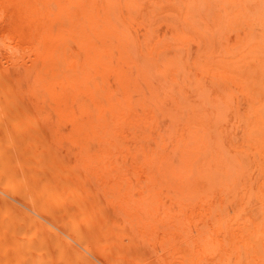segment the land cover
I'll return each instance as SVG.
<instances>
[{
    "label": "bare ground",
    "instance_id": "bare-ground-1",
    "mask_svg": "<svg viewBox=\"0 0 264 264\" xmlns=\"http://www.w3.org/2000/svg\"><path fill=\"white\" fill-rule=\"evenodd\" d=\"M244 1L248 5L253 0ZM189 2L194 9L198 31L205 30L206 27L216 28L215 31L221 28L220 23L226 19L234 3L233 0ZM127 5L128 0H0V115L9 114L13 120L19 119V123L13 124V131L20 132L21 124L26 123L27 126L24 127L29 134H34L38 125L35 114L40 110L39 105L45 106L44 109L51 111L49 115L60 118L61 128L81 136L73 145L68 138H61L66 141L68 148H75L81 158L83 154L88 157L90 145L86 142L85 135L90 130L87 131L86 121L79 119L86 117L91 111V105L95 104L94 70H98L95 67L97 64L99 68L101 66L102 79L106 77L103 80L106 86L104 103L105 112L108 114L104 116L102 111L99 112L105 121L98 128L106 135L115 134L124 138L123 142L109 140V143L118 153L117 161L123 158L126 161L135 152L138 154V110L145 112L150 103H153L157 108L155 111L159 110L165 120L168 112L162 105L173 92L171 90L175 84L188 99L191 93L210 89L205 85L207 83L214 85V88L219 87L217 79L225 77L233 84L234 89L228 85L225 87L230 96L227 103L234 113L231 127L218 126L219 134L223 136V140L227 138V132L230 134L227 138L229 151L247 153L246 158L238 157L240 164L248 159L256 171L264 170L263 153L248 141L240 146L232 142L236 137V128L241 125L240 117H249L252 111L258 112L254 127L261 131L264 140V114L261 111L264 107L250 111L249 101H254V98L248 95L244 85L239 81L236 83L230 73H219L195 57L199 51L198 44L178 33L176 36L171 35V39L176 40L179 50L169 55L156 54L155 44L144 39V56L147 62L145 67L141 65L138 70V55L129 40L131 34L136 35L139 31L133 17V12H136L131 7V13ZM182 9L185 22L194 20L185 6ZM143 29L142 38L148 33V29ZM214 36L215 33L208 38L212 40ZM95 38L102 43V49L96 46ZM213 41L211 46H214ZM190 43L194 48L193 52L186 51L187 44ZM258 48L256 44L248 43L244 37L237 42L225 44L223 55L227 57L226 66L230 70L240 67L241 63L246 64L249 51L255 53ZM12 51L16 54V58H13L16 62L10 64L14 61L6 54ZM96 52L99 53L97 59ZM214 54L213 50L212 55ZM118 55L126 57L129 65L124 64L120 56L118 59ZM234 56H238V59L232 60ZM6 57L10 59V63L5 62ZM34 57L36 60L33 62ZM21 62L27 65L33 62V67L21 65ZM259 64L255 71L262 75L263 68L259 87L264 94V61ZM249 67L250 65L247 68ZM150 69L154 70L157 77H168L169 84L166 82L163 85L158 80L155 83ZM111 77L116 80L114 91L110 89ZM194 85L193 88L197 89L192 91ZM209 97L217 100L215 96ZM241 97L248 99V102L239 103ZM185 134L186 130L181 136L184 137ZM158 135L162 136V132L157 133L154 138L155 150L160 145ZM2 138L0 135V214L9 216L10 221L1 220L0 230L5 231L16 227L15 224H21L32 228L35 236L44 233L45 236L36 239V247L52 244L56 249L57 259L63 261L58 264H96L89 258L90 255L102 264H172L180 260H192L195 251L202 255L206 252L209 255L208 252L214 251L217 259L219 257L223 263L228 264H237L241 257H247L243 253L237 254L238 250L228 246L216 248L203 218L199 216L192 217V224L197 227V235L184 243L187 245L177 244L173 247L174 244H171L165 247L166 243H176L170 239L181 234V223H172L174 229L172 227V230L167 231H160L162 228L158 227L159 223H150L152 227L148 229L144 224L138 223L137 213L130 210L121 213L114 211V208H108L112 200L108 198L104 203L100 197L120 188L101 191L94 184V174H76V166L58 152L59 145L42 146L41 143L30 142V138H27L25 144L16 146L17 152L21 154L18 164L11 160V148ZM201 138L203 139V135ZM225 145V142L221 143V146ZM207 152L208 144L204 142L198 149L197 157L190 155L184 158L183 168L173 171L171 178H175L178 184L185 183L194 174L196 166L200 167L199 164L204 160L203 156H207ZM156 159L158 157H153L154 162ZM216 159L217 154L211 153L209 160H206V177L200 179V182L207 181L208 187L203 185L205 188H197L194 194L199 196V203L202 199H208L205 201L209 209L204 207L206 210H202L201 214L205 212L213 217L214 213L219 214L220 217L211 226L222 228L226 225L220 220L224 208L218 205L216 189L229 185L234 178V167L226 162H216ZM164 167L162 164L160 168ZM20 169L23 178L18 176ZM131 170L133 174L124 177L129 184L132 182L131 178L138 182V167L134 166ZM216 171L221 175L219 181L211 177ZM245 182L250 186L255 183L254 175L248 176ZM262 190L257 182L255 194L259 196ZM160 194L168 198L170 196ZM169 201L173 208L179 205L173 196H170ZM246 201L240 196L237 207L245 208ZM165 203V199H160L157 213ZM112 209L113 213H110ZM31 211L41 218L33 215ZM155 216L160 218L159 215ZM42 220H46L48 224ZM181 239L185 242L183 237ZM157 244L163 247L161 254L154 248Z\"/></svg>",
    "mask_w": 264,
    "mask_h": 264
},
{
    "label": "rangeland",
    "instance_id": "rangeland-1",
    "mask_svg": "<svg viewBox=\"0 0 264 264\" xmlns=\"http://www.w3.org/2000/svg\"><path fill=\"white\" fill-rule=\"evenodd\" d=\"M233 1L229 14L220 23L222 24L221 28H217V31H215L216 28L206 27L205 30L198 31L194 9L189 0H128V9L132 13V7L133 11L136 12H133V17L139 30L138 34H131V37H129L132 48L138 55V70L141 65L145 67V62H147L144 56L146 53L144 39H148L150 43L155 44L157 47L156 54L169 55L179 50L178 47L180 46L175 43L176 40L171 39V35L176 36L175 34L178 33L198 44L199 51L195 57L203 60L219 73H230L234 76L236 83L239 81L244 85L248 95L252 99L254 98V101H249L250 111L258 110V107L261 106L264 107V94L259 87L263 68L262 75L255 71L256 65H260L259 63L264 61V0H253L248 5L244 0ZM183 6L186 7L187 13L194 17L191 22H185V14L182 13ZM143 27L148 29V33L142 38L141 31L144 30ZM214 33L215 36L212 39L214 40V46H211L212 40L208 37H211ZM242 37L247 39L248 43L259 46L258 52L251 53L249 51L246 64L241 63L240 67L229 70L225 63L227 57L223 55L224 45L229 44L231 41L237 42ZM95 42L96 46L102 49V43L97 38H95ZM213 50L214 55H212ZM186 51H194L192 43L187 44ZM13 52L6 54V56L9 55V58L14 62L10 63L8 56L6 57L7 60L4 59L5 62L7 61L10 64L16 62V59H13L16 58V54ZM13 54H15V57ZM119 56L118 59L121 57ZM98 57L99 53L96 52L95 58ZM237 59L238 56L232 58V60ZM35 60L36 57L33 58V62ZM121 61L129 65V60L126 57L122 56ZM33 62L28 65L24 62L20 64L32 68ZM248 65H250L249 68H247ZM95 67L98 69L94 70L95 104L91 105V111L86 117L79 119L86 121L87 131L90 130L88 135H85L86 142L90 145L88 157L83 154L81 158L75 148H68L66 141L61 139L68 138L73 145L81 136L74 131L67 132L64 128H61L60 118L56 115H49L51 111H48V108L44 109L45 106L41 107L39 105L40 110L35 114L38 125L34 134L31 135L24 127L27 126L26 123L21 124L20 132L15 133L13 124L19 123V119L13 120L11 115L1 113L0 135L11 148V160L19 164L21 154L17 152L16 146L25 144L27 138H30V142L41 143L42 146L59 145L58 152L68 158L72 165L76 166V174H94L96 177L94 184L101 191L102 189L120 188V190L110 192L105 197H100L104 203L108 198L112 200L108 208H114V211L117 210L121 213L127 210L137 213L138 223L144 224L148 229L152 227L150 223L153 225L159 223L160 226L158 227L162 228L160 231L172 230V227L174 229V224H172L174 222L181 223V234L170 239L171 242L176 243H166L165 247L171 244H174L173 247L177 244L187 245L184 243L197 235V227L192 224V217L199 216L201 219L203 218L204 225L207 226L206 230L211 234L210 238L217 245L216 248L222 249L228 246L238 250L239 253L237 254L243 253L247 256L246 259L241 257L240 262L237 264H264V170L256 171L248 159L240 164L238 157L246 158L247 153L244 151L240 153L229 151L227 138L230 134L227 132V138L223 140V136L219 134L217 129L218 126L231 127L232 125L234 112L227 103V98L230 96H228L229 91L225 85L234 89L233 84L225 77H220L217 79L219 87L214 88V85L207 83L205 85L210 89L191 93L188 99L175 84L173 90H171L173 92L169 94L168 99L162 105L168 112L165 120H163L164 118H162L159 110L155 111L157 108L153 103H150V107L146 108L145 112L138 110V154L135 152L127 157L126 161L124 158L117 161L118 153L109 143V140L123 142L124 138L121 135H106L103 130L98 128L99 125H103L104 116L108 114L105 112L104 103L106 86H104L103 80H106V77L104 76V79H102L101 66L99 68L96 64ZM149 71L155 77V83L157 80L163 85L166 82L168 83V77H157L153 69ZM109 79L110 89L114 91L116 80L113 77ZM97 85L99 88L96 87ZM196 89L193 88L192 91ZM208 94L209 96H215L217 100L209 97ZM247 102L248 99L240 98L239 103L245 104ZM0 110H2V105H0ZM100 111L104 113V116L100 115ZM261 111L264 114V108ZM250 114L249 117H244V115L240 117L241 125L236 128V137L233 138L232 142L240 146L243 142L248 141L264 154L262 133L254 127L258 112L252 111ZM251 127L252 129H250ZM184 130H186V134L182 137L181 133ZM161 132L162 136L158 135L160 145L155 150L154 138L157 133L161 134ZM201 135H203V139ZM204 142L208 144L207 156H203L204 160L200 162V167L196 166L194 174L185 183L178 184V181L171 178L170 174L183 168L184 158H188L190 155L196 158L198 149L204 145ZM222 142H225L226 145L221 146ZM68 150H71V152H68ZM213 152L218 156L216 162H226L234 167V178L229 185H222L216 189V192H218V205H222L224 208L220 220L224 221L226 225L222 228L211 226L212 222L220 217L219 214L214 213L215 217L208 216L205 212L201 214L202 210H206L204 207L209 209L206 206L208 203L205 201L208 199H202V202L199 203V196L194 194L197 188L208 187L207 181L200 182V179L206 177L208 167L206 160H209ZM153 157H158V159L154 162ZM162 164L165 166L164 168H160ZM134 166L138 167V182L131 178L132 182L129 184L124 177L133 174L131 169ZM250 175H254L255 180V183L253 182L251 186L248 182H245V179ZM18 176L23 178L21 169ZM211 177L219 181L221 175L216 171L215 174H211ZM257 182L263 188L259 196L255 194ZM160 193L173 196L179 205L173 208L172 202L169 201L170 196L168 198ZM240 196L247 200L245 208L237 207ZM160 199H165L166 203L160 206L161 211L157 213ZM16 204L22 206L19 202H16ZM184 204L188 205L183 206ZM112 211L113 209L110 210V213H113ZM31 213L41 218L36 212L31 211ZM155 214L159 215L161 219L157 218ZM1 220L10 221V218L7 215L0 214ZM42 221L48 224L46 220ZM15 225L16 227L8 228L5 231L0 230V264L63 263L62 260L57 259L56 249L52 244L36 247L38 245L36 239L45 236L44 233H38L35 236V233H32V228L21 224ZM181 237L185 239V242H182ZM173 239L176 241H173ZM154 248L157 249L159 254L162 253L161 249L163 247L160 244L155 245ZM206 253L202 257L201 252L195 251L192 260H180L172 264L227 263H223L224 261L219 257L217 259L214 251L208 252L209 255ZM89 258L96 264H102L94 256L90 255ZM231 261L233 262V260Z\"/></svg>",
    "mask_w": 264,
    "mask_h": 264
}]
</instances>
